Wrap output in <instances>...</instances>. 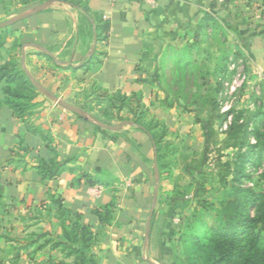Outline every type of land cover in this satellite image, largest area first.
Masks as SVG:
<instances>
[{
    "label": "crops",
    "instance_id": "0c3cea01",
    "mask_svg": "<svg viewBox=\"0 0 264 264\" xmlns=\"http://www.w3.org/2000/svg\"><path fill=\"white\" fill-rule=\"evenodd\" d=\"M80 1L86 12L60 0H0V21L48 2L0 28L8 35L0 65L17 56L43 87L32 84L34 105L21 120L3 102L5 81L0 80V197L53 213L58 200L93 231L96 264H157L153 219L149 258L139 250L149 190L156 183L155 150L149 135L133 123V112L128 106L119 109L115 98L139 94L143 110L160 114L164 123L178 110L163 103L156 83L157 39L179 27H196L204 0ZM42 161L61 171L43 178ZM113 198V219L103 225L93 209Z\"/></svg>",
    "mask_w": 264,
    "mask_h": 264
},
{
    "label": "rangeland",
    "instance_id": "374dc122",
    "mask_svg": "<svg viewBox=\"0 0 264 264\" xmlns=\"http://www.w3.org/2000/svg\"><path fill=\"white\" fill-rule=\"evenodd\" d=\"M198 12L200 19L208 15L207 27H179L157 39L158 85L178 110L166 123L144 113L160 150L155 201L150 189L144 215L153 206L154 258L157 264H251L246 251L227 246L216 222L249 200L259 218L240 246L251 250L256 238L255 256L264 264V0H204ZM245 152L252 159L239 176ZM56 223L47 208L27 210L0 197V264H81L53 247L61 234ZM140 235L139 250L149 258L144 225ZM95 246L90 241V257Z\"/></svg>",
    "mask_w": 264,
    "mask_h": 264
},
{
    "label": "trees",
    "instance_id": "16d2710c",
    "mask_svg": "<svg viewBox=\"0 0 264 264\" xmlns=\"http://www.w3.org/2000/svg\"><path fill=\"white\" fill-rule=\"evenodd\" d=\"M80 8L83 12H86L84 4L80 0H60ZM208 15L205 14L196 24V27H207L208 25ZM8 35L4 31H0V49L3 47V44L7 41ZM15 56V55H14ZM94 54L88 62H91V59L94 58ZM17 61L13 58L5 61V63L0 65V80L4 79L5 86L3 87L4 98L3 102L12 110V113L15 117L24 120L28 115H30L29 110L34 105L31 101L36 96V88L27 78L24 73L19 58L15 56ZM156 67V66H155ZM88 65H85V69H88ZM156 70V68H155ZM154 70V76L156 83L158 85L157 77ZM159 87V85H158ZM115 100L117 101L118 108L121 109L123 106H128L129 110L133 112L135 117L133 123L137 125L140 129L145 131L153 143L155 150V157L157 165L159 163V146L158 139H155L153 125L145 122V111L140 102V95L133 94L131 98L126 99L125 96L117 95ZM163 103L172 107L170 103L164 98ZM200 122V121H197ZM96 129L105 132L101 129L99 125H96ZM202 129L205 135V140L208 138L209 130L207 123L202 124ZM252 156L248 155V152L242 154L239 164V169H236L235 173L239 176H246L244 173V168L246 164H249ZM46 163L42 161L39 165V170L43 178H52L56 176L60 171V167H46ZM159 166V165H158ZM242 189H238L236 199L240 196ZM57 203L56 211L53 213V216L56 217L57 225L61 228V234L58 235V240L53 246L55 248H60L63 252L65 251V257L72 256L73 254L77 255L80 259L79 262L82 264L85 260H88L91 264H96L95 256L90 257L87 255L90 241H94L95 235L91 230L89 225H86L81 222L80 216L77 214H72L68 209L62 207L61 203L58 200H55ZM238 202V201H237ZM115 202L114 198L110 202L103 204L95 209H93V214L97 216L101 224H109L114 216ZM49 209V208H47ZM51 210V209H49ZM259 212L254 215V202L249 200L240 201L237 207H229L227 214L217 222V226L221 228L222 234L227 241L228 247L235 246V250L239 253L242 250L246 251L247 258L251 264H259L255 253L258 250V244L256 238H251V242L255 243L253 249L249 250L245 247L240 246L242 240L246 239L245 236H250L251 229L258 221ZM41 235H38L39 238ZM37 238L35 240H37ZM264 240V239H263ZM79 246H77V245ZM43 245H40L41 247ZM91 254V253H90ZM226 255L229 256L230 252L226 249ZM241 254H238L236 258H240ZM93 258V259H91ZM55 264H66L62 261L56 262Z\"/></svg>",
    "mask_w": 264,
    "mask_h": 264
},
{
    "label": "water",
    "instance_id": "95a60500",
    "mask_svg": "<svg viewBox=\"0 0 264 264\" xmlns=\"http://www.w3.org/2000/svg\"><path fill=\"white\" fill-rule=\"evenodd\" d=\"M47 4H48V2H43V3L39 4V5H37L36 7L32 8L31 10L24 12L21 15H18V16H15V17H12L10 19H7L5 21L0 22V28L6 27V26H9V25H12L13 23H15L17 21H20L22 19H25V18H27V17H29V16L37 13L39 10H41L43 7H45ZM22 57H23V52H22ZM22 68H23V71L26 74L27 78L29 79V81L37 89L43 90V87L37 83V81L34 79V77L26 70V68H25L24 65H22ZM60 103H62L65 107H67L71 111H74V112L79 113V110L77 108H75L73 106H70V105H68V104H66L64 102H61V101H60ZM102 127H104V128H114V127L107 126V125H102ZM154 169H155V171L157 170L156 157H155V160H154ZM153 192H154V195H153V198H152V203H154V201H155V194L157 192V183H155V187H154V191ZM152 213H153V206H151V208L149 210V213H148V216H147V219H146V225H145V232H146L145 241H147V233H148V230H149V225H150Z\"/></svg>",
    "mask_w": 264,
    "mask_h": 264
},
{
    "label": "built area",
    "instance_id": "2783aa9c",
    "mask_svg": "<svg viewBox=\"0 0 264 264\" xmlns=\"http://www.w3.org/2000/svg\"><path fill=\"white\" fill-rule=\"evenodd\" d=\"M143 1L147 4H153L154 3V0H143ZM94 192H95V195H97L99 193V190L95 189Z\"/></svg>",
    "mask_w": 264,
    "mask_h": 264
}]
</instances>
